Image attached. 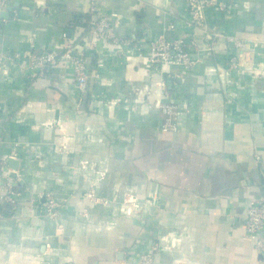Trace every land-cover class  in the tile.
<instances>
[{
  "label": "crops",
  "instance_id": "obj_1",
  "mask_svg": "<svg viewBox=\"0 0 264 264\" xmlns=\"http://www.w3.org/2000/svg\"><path fill=\"white\" fill-rule=\"evenodd\" d=\"M219 1L228 11L206 8L216 35L206 40L188 24L186 0H99L114 35L130 42L124 56L81 36L88 0L0 9L17 4L0 16V154L17 162L20 179L16 209L0 204V264H137L154 244V264H264L243 238L246 208L264 201V0ZM169 24V39L194 37L197 63L161 67L162 98L178 106L164 129L146 50ZM62 33L80 38L87 57L80 102L63 64L32 86L26 77ZM225 36L248 42L258 77L220 71L236 55ZM47 191L64 200L56 220L42 199L30 203Z\"/></svg>",
  "mask_w": 264,
  "mask_h": 264
},
{
  "label": "built area",
  "instance_id": "obj_2",
  "mask_svg": "<svg viewBox=\"0 0 264 264\" xmlns=\"http://www.w3.org/2000/svg\"><path fill=\"white\" fill-rule=\"evenodd\" d=\"M11 0H0V9H4ZM99 0H88L89 10L85 26L82 30V37L89 36L90 43L95 46L96 42H107L116 50V53L124 56L129 45L128 40L118 39L111 27L106 16L101 15L96 7ZM214 7L217 10L227 13L228 7L225 2L219 0H186V15L188 24L193 30L201 32L206 40H211L214 34L208 32L205 22L206 8ZM174 25L169 24L154 41L147 45V60L146 66L151 69L159 78L160 94L156 107L161 117V125L164 129L173 128L177 120L178 106L174 103L166 102L162 98L165 93L164 78L162 76L161 67L164 65L182 66L191 68L197 63L196 58L188 52L190 45L196 47L193 36L189 40L184 38L169 39L167 32L174 30ZM212 35V36H211ZM225 42L236 51V55L230 56L225 62V66L221 67L220 71L224 74L231 70L248 69L257 77L260 75L259 70L255 68L251 62V54L247 41L235 38L233 36H225ZM78 40L69 41L65 33L61 35V41L53 47L40 52L34 56L29 62V68L26 72V77L29 78L32 86L33 81L44 77L45 73L59 64L65 65L71 71L74 79L76 91L78 93V102L88 87L87 73V57L81 50L77 48ZM195 49V48H194ZM193 49V51H194ZM210 47L208 46L207 50ZM19 54L14 55L18 58ZM5 66V59L0 55V69ZM102 63L96 64V70L93 71L94 79L99 78L98 68ZM29 89V88H28ZM27 89V90H28ZM3 143V138L0 136V146ZM10 156L0 154V204L9 205L12 209L17 207V199L19 193L15 188L16 181H20L18 173L8 168L7 163ZM93 199L91 193L87 194ZM42 199L41 206L44 214L51 220H56L59 217L64 200L54 196L51 192L36 193L34 198L30 199V203ZM94 200V199H93ZM243 238L248 241L253 249L260 254H264V201L251 202L245 210V221L243 225ZM159 253L157 244L151 246L150 251L138 257L137 264H154L155 257Z\"/></svg>",
  "mask_w": 264,
  "mask_h": 264
},
{
  "label": "water",
  "instance_id": "obj_3",
  "mask_svg": "<svg viewBox=\"0 0 264 264\" xmlns=\"http://www.w3.org/2000/svg\"><path fill=\"white\" fill-rule=\"evenodd\" d=\"M16 3H13L11 6H8L3 12H0V16L3 19H8L9 13L16 7ZM9 167L16 170L17 169V162L11 159L8 160Z\"/></svg>",
  "mask_w": 264,
  "mask_h": 264
},
{
  "label": "trees",
  "instance_id": "obj_4",
  "mask_svg": "<svg viewBox=\"0 0 264 264\" xmlns=\"http://www.w3.org/2000/svg\"><path fill=\"white\" fill-rule=\"evenodd\" d=\"M85 23H86V18H85V20H83V22H81V28L83 27V26H85Z\"/></svg>",
  "mask_w": 264,
  "mask_h": 264
}]
</instances>
